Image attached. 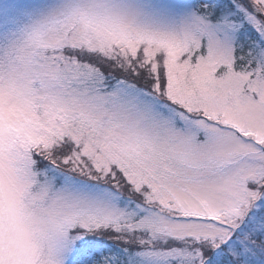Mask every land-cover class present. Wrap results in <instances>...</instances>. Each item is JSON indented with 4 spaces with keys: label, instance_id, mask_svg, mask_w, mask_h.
I'll return each instance as SVG.
<instances>
[{
    "label": "snow or ice",
    "instance_id": "obj_1",
    "mask_svg": "<svg viewBox=\"0 0 264 264\" xmlns=\"http://www.w3.org/2000/svg\"><path fill=\"white\" fill-rule=\"evenodd\" d=\"M0 264H264V0H0Z\"/></svg>",
    "mask_w": 264,
    "mask_h": 264
}]
</instances>
